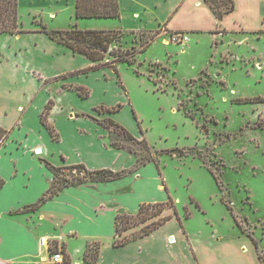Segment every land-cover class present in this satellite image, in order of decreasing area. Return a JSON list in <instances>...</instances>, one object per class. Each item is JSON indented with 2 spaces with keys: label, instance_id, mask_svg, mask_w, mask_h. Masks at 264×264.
I'll return each instance as SVG.
<instances>
[{
  "label": "rangeland",
  "instance_id": "1",
  "mask_svg": "<svg viewBox=\"0 0 264 264\" xmlns=\"http://www.w3.org/2000/svg\"><path fill=\"white\" fill-rule=\"evenodd\" d=\"M19 7L26 30L40 21L51 28H71L68 26L73 6L68 5L56 20L49 18L47 5L23 3ZM41 7L46 10L43 14L39 13ZM248 20L244 26L255 28L257 23ZM81 21L84 25L92 20ZM232 33L222 43L219 39L210 41L212 34H208L183 49L186 45L170 39L171 34L162 28L122 30L103 60L112 61L118 51L133 54L134 63L117 62L118 71L109 66L90 70L99 62L77 55V63L89 62L82 66L89 69L82 77L89 86L83 89L89 93L90 88L95 90L89 99L77 104L85 110L92 109L87 117L103 127L106 145L119 148L123 155L115 161L110 156L103 158L102 163L107 165L103 168L128 171L114 182L98 186L94 183L101 182L81 183H93L82 196L106 204L100 212L107 219L114 211L116 215L133 213L140 199L173 201L176 213L166 208L145 221L130 222V227L118 235L133 236L152 221L173 213L170 221L146 241L145 247L164 254L153 264H163L168 257H177L178 264H264V33ZM6 35H0V46ZM27 37L23 40H32ZM148 43L147 50L139 52ZM94 102L99 104L94 107ZM48 110L43 113L45 120ZM110 119L133 136L118 131ZM85 139L90 141L92 136L87 134ZM50 150L54 153L51 159L59 161L56 147L51 145ZM2 156L0 169L7 173L12 164ZM84 158L86 168L91 169L88 164H94V158ZM19 164L27 171L17 178L25 184L16 192L17 203L25 206L37 201L50 187L51 170L27 154ZM82 172L64 171L67 177L84 176ZM57 197L50 205L57 212L65 210L63 201L73 198L70 192H61ZM156 211L155 207L149 213ZM81 223L88 229L95 226L86 220ZM77 224L80 221L73 219L59 230ZM108 237H102L103 243L94 240L86 245L79 238L71 244L73 249L70 247L75 252L67 251L66 264L78 259L85 264L98 257L100 246L112 247ZM56 243L52 241V246Z\"/></svg>",
  "mask_w": 264,
  "mask_h": 264
},
{
  "label": "crops",
  "instance_id": "2",
  "mask_svg": "<svg viewBox=\"0 0 264 264\" xmlns=\"http://www.w3.org/2000/svg\"><path fill=\"white\" fill-rule=\"evenodd\" d=\"M233 1L234 9L225 11L232 3L231 0H219L220 9L224 11L222 18H218L206 0H118L120 8L118 17H77L76 0H19V5L22 6L23 3L33 6L47 5L49 7L47 13L51 20H56L68 5L73 6L74 12L70 13L68 26L71 28L76 25L82 29H121L124 32L158 31L162 28L170 34L183 32L190 37L185 43L186 46L183 44L185 46L183 49H186L193 40L198 41L208 34H212L210 41L219 39L222 43L232 32L242 34L259 30L264 33V0ZM39 11L41 14L46 12L44 7L39 8ZM248 18L257 23L255 28L244 26L249 21ZM81 20L92 21L84 22L86 24L83 25ZM40 24L41 28L44 24L48 29H69L63 25L51 28L44 21H40L27 27L28 32L4 33L7 37L0 46V125L11 131L0 148V157L3 155L2 158L12 164L7 173L0 169V175L5 179V184L0 190V264H47L50 247L40 243L41 236H47L50 241L57 240V245L51 244V247L60 248L67 255V251L75 252L71 251L70 247L72 243H77L79 238L85 244L94 240L101 242L102 237L107 235H110L107 240H110L112 247L100 246L96 264H153L154 259L164 257V254L154 251L150 246L145 247V244L147 239L162 229L167 222L149 234L133 238L126 244L114 246L116 211L107 219L100 212L106 208V204L102 201H89L86 195L82 196L86 187L93 183L64 187L35 210H30L29 207L40 198L25 206L17 203L16 192L25 185L17 178L19 174H26L27 171L21 168L19 162L26 154L41 165H44L43 163L46 165V161H49L55 166L78 163L86 166L84 157L91 155L95 163L88 164L91 168L89 170L106 167L107 165L102 163L105 157L110 156L115 161L116 157L123 156L119 148L106 145L104 129L97 120L87 117L86 114L92 109L85 110L77 104L79 101L89 99L95 92L90 88V93L84 97L78 89L79 86H89L82 81L87 72L79 71L89 62L85 65L77 63L76 59L80 58L77 55L82 54L73 52L65 44L51 38L39 28ZM25 36L31 37L32 40H23ZM214 44L217 45V42ZM53 78L60 80L46 82L47 79ZM52 101L46 124L43 121V113ZM93 104L96 107L99 103ZM88 119L93 123L88 124ZM48 125L53 127L55 135ZM87 134L92 136L90 141L85 139ZM51 145L56 147L60 156L59 161L51 159V155L54 154L50 150ZM36 149H41L42 153L37 154ZM50 173L51 185L53 174ZM109 182L112 181L94 184L98 186ZM47 190L41 193V197ZM61 192H70L73 198L63 201L65 210L60 208L59 212L53 211L50 205ZM139 201L148 202L144 199ZM138 209L137 204L136 212ZM135 210L131 211L136 213ZM73 219L76 223L80 221V225L59 230L64 223ZM85 220L95 226L86 228L81 223ZM118 250L124 251V254H118ZM167 259L168 261L165 259L163 264L179 263L177 257ZM74 264H80L79 259Z\"/></svg>",
  "mask_w": 264,
  "mask_h": 264
},
{
  "label": "trees",
  "instance_id": "3",
  "mask_svg": "<svg viewBox=\"0 0 264 264\" xmlns=\"http://www.w3.org/2000/svg\"><path fill=\"white\" fill-rule=\"evenodd\" d=\"M211 8L216 12L218 18H222L224 11L219 8V2L217 0H206ZM231 4L228 5L225 11L233 10L235 3L231 0ZM20 7L19 0H0V34L2 33H21L26 32L22 22L20 21ZM120 15V8L118 0H76V16L77 17H118ZM42 31L46 32L51 38L58 40L65 44L73 52L80 53L92 61L99 62L97 66H93L90 70L100 69L105 66L113 67L118 71L117 62H128L129 64L134 63L133 54H125L118 51L115 59L112 61H104L105 52L109 50L110 45L113 41H116L122 32L121 29H82L78 26H74L69 29H48L42 24ZM149 43L143 47L139 52L146 51ZM89 69L79 70L81 72H87ZM80 93L85 97L89 94L88 90H84L83 86L78 87ZM50 103L46 106L49 109ZM43 121L47 124L45 117ZM109 123L115 126L118 131H122L123 134L133 136L129 130L124 126L120 125L114 120L110 119ZM52 134L55 135L53 127L48 125ZM10 130L0 125V148L6 142V139L10 135ZM134 138V137H133ZM46 165L49 167L53 174V181L48 188L47 192L40 197V199L29 207L30 210H35L41 206L45 201L58 194L64 187L78 185L86 181L91 182H108L122 178L127 174L126 169L113 170L110 168H99L88 170L82 163L69 164L64 166H55L49 161H46ZM66 169L74 170L84 173V176L69 175L64 173ZM5 184V179L0 175V190ZM157 208L156 212L149 213L150 209ZM166 208H171L176 213V208L171 202H141L139 209L136 213H118L115 216V237L113 241L114 246H120L128 243L131 239L138 236H143L151 233L153 230L167 222L174 215L168 213L160 217L159 219L152 221L150 224L144 226L141 232L134 234L133 236H125L119 238L122 230H126L130 227V222L136 223L137 221H145L150 216H155L164 211ZM99 257V256H98ZM98 257L92 258L88 263L96 264Z\"/></svg>",
  "mask_w": 264,
  "mask_h": 264
},
{
  "label": "built area",
  "instance_id": "4",
  "mask_svg": "<svg viewBox=\"0 0 264 264\" xmlns=\"http://www.w3.org/2000/svg\"><path fill=\"white\" fill-rule=\"evenodd\" d=\"M170 39H174L175 41L181 44H185L190 40V37L188 34L183 32H174L171 33ZM35 152L37 154L42 153L41 149H36ZM40 243L43 246L50 247L47 264H66L65 262L66 255L63 252V250L57 247H51L52 241H50V239L47 236H41Z\"/></svg>",
  "mask_w": 264,
  "mask_h": 264
},
{
  "label": "bare ground",
  "instance_id": "5",
  "mask_svg": "<svg viewBox=\"0 0 264 264\" xmlns=\"http://www.w3.org/2000/svg\"><path fill=\"white\" fill-rule=\"evenodd\" d=\"M166 43H167V42H165V44H166ZM174 239H175V238H174V237H172V242L174 241Z\"/></svg>",
  "mask_w": 264,
  "mask_h": 264
}]
</instances>
